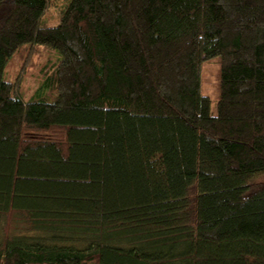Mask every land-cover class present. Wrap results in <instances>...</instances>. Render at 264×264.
I'll return each instance as SVG.
<instances>
[{"label": "trees", "instance_id": "16d2710c", "mask_svg": "<svg viewBox=\"0 0 264 264\" xmlns=\"http://www.w3.org/2000/svg\"><path fill=\"white\" fill-rule=\"evenodd\" d=\"M0 217V264H264V0H0Z\"/></svg>", "mask_w": 264, "mask_h": 264}, {"label": "rangeland", "instance_id": "374dc122", "mask_svg": "<svg viewBox=\"0 0 264 264\" xmlns=\"http://www.w3.org/2000/svg\"><path fill=\"white\" fill-rule=\"evenodd\" d=\"M65 5L64 1H58L56 5L49 7L46 12L44 13V16L39 24L41 28L44 27H51L55 28L58 26L60 23V16L58 14V11L63 8ZM37 48L41 49L43 51V57L41 58H35V63L36 66L32 69H29V74L24 80V86H23V99L24 100H29L36 96L37 90L42 87V76L40 74V70L42 69V62L48 61V59L52 58L55 62L60 60L59 54L53 51H45V48L42 46H37ZM38 57V56H37ZM51 64V63H49ZM21 65L20 60L18 56H14L9 63L7 69H6V74H5V79L6 80H13V78L17 75V71L19 69V66ZM221 68H222V63H221V58L220 57H214L210 60L202 62V67H201V93L202 95H206L210 97L211 99V114L212 116H216L218 114V103L221 100ZM5 227V221L2 217H0V240L3 237V231ZM20 233L26 234L28 237L31 235H36L33 234L32 232L30 233H25L24 231H19L16 232V235H19Z\"/></svg>", "mask_w": 264, "mask_h": 264}]
</instances>
